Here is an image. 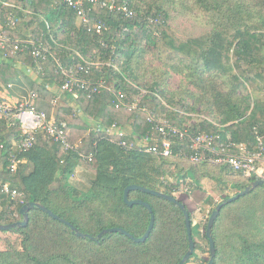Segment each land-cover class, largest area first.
Here are the masks:
<instances>
[{
    "label": "trees",
    "instance_id": "obj_1",
    "mask_svg": "<svg viewBox=\"0 0 264 264\" xmlns=\"http://www.w3.org/2000/svg\"><path fill=\"white\" fill-rule=\"evenodd\" d=\"M187 1L116 0L118 7L137 13L132 19L119 10L93 8L89 18L105 26L100 35L88 30L66 0H0V26L8 36L50 49L41 82L34 85L40 96L36 106L49 119L66 122L70 144L78 145L77 151H64L61 143L39 135L31 148L16 155L21 163L12 172L6 153L22 131L18 124L0 120V142L6 144V150L0 151V224L23 220L22 207L35 202L94 238L116 227L140 238L149 228L151 214L146 207L129 206L124 200L126 188L138 185L173 196L186 206L196 245L186 264H193L204 247L210 254L209 220L203 233L194 225L191 208L178 195L182 183L190 180L188 186L201 188L206 179L218 183L231 179L235 191L226 200L264 176L245 178L226 166L194 164L186 157L190 153L186 144L178 140H173L171 157L148 153L141 140L159 137L148 122L150 112L159 118L164 115L162 119L179 129L220 135L221 141L230 134L233 142L258 146V137L264 135V0H192L211 15L213 27L205 35L184 40L171 26V18L174 7ZM11 14L17 18L14 28L9 26ZM149 53L165 63L167 75L177 73L196 89L188 92V100L176 102L160 81L146 86L139 70ZM20 58L28 67H36L31 47ZM78 65L89 68L83 77L103 80L106 86L91 97L76 90L77 94L65 92L55 99V90L66 80L61 68ZM0 75L5 83L19 79L14 67L1 68ZM145 88L136 110L115 108L111 90L122 91L127 102L134 103ZM113 123L127 126L129 136H110L106 128ZM122 141L135 147L128 150L120 145ZM159 146L163 148L161 142ZM180 162L187 166L179 170ZM80 169L86 172L85 185L73 182ZM5 184L18 191L17 199L3 192ZM129 198L146 201L153 209L155 224L146 242L135 243L121 233L97 240L77 237L68 225L34 208L26 227L10 231L22 237L21 249L0 250V264H179L189 248L181 208L141 191L130 192ZM208 203L214 208L219 204L212 198ZM212 237L214 264H264V186L224 206Z\"/></svg>",
    "mask_w": 264,
    "mask_h": 264
},
{
    "label": "built area",
    "instance_id": "obj_2",
    "mask_svg": "<svg viewBox=\"0 0 264 264\" xmlns=\"http://www.w3.org/2000/svg\"><path fill=\"white\" fill-rule=\"evenodd\" d=\"M66 3L77 11L79 18L88 26L90 32L100 35L105 26L100 21H91L89 13L93 8L107 9L110 12L119 10L129 19L137 16V13L127 7H118L116 0H66ZM8 21L11 28L17 26V18L14 14L9 15ZM29 47H31V53L36 67L26 66L28 72L35 70L38 75H43L44 70L42 64L51 55L50 49L33 40H14L7 35L5 28L0 26L1 61H11L21 54H24ZM91 65L99 66L101 63L92 62ZM61 72L66 77V80L61 86V89L59 88L55 99L60 98L65 92L77 94L76 90L91 97L99 93L101 88L106 86L103 80L94 82L83 77L82 74H89L90 72L89 68L85 65L72 66L68 70L61 68ZM12 87V84H8L5 90L9 92ZM111 91L115 97L114 106L116 109L136 110L138 108L141 100L139 103H129L127 102L128 97L125 93L122 91ZM39 97L38 91L33 90L21 100L12 102L2 97L0 92V120H5L9 124H18L22 131L21 138L14 142L12 151L6 153L8 154L9 170L12 172H15L21 163L16 155L19 152L31 148L39 135L61 143L64 151L78 150V145L73 146L68 140V124L64 121L60 123L51 120L46 113L37 109L36 104ZM143 111L147 112L145 108H143ZM148 113V122L154 125V129L157 131L159 137H147L141 140V146L146 152L163 157H171L173 155V140H178L186 144V149L190 152L186 157L194 164L208 162L216 166H226L230 172L241 174L245 178L262 175L260 172V164L264 162V135L258 137L257 147L244 143L239 144L233 142L231 139L221 141L220 135L201 132L193 133L189 128L179 129L172 126L167 120L159 118L156 114ZM106 132L110 136L116 135L120 138L129 136V133L117 123H113L110 127L106 128ZM186 140H189V142L185 143ZM150 142H155V144L149 146ZM160 142L163 146L162 149L159 146ZM120 145L128 150L135 147L134 143H128L127 141L120 142ZM3 150H6V144L0 142V151ZM3 192L11 200H15L19 196L18 191L12 189L9 184L3 185Z\"/></svg>",
    "mask_w": 264,
    "mask_h": 264
},
{
    "label": "rangeland",
    "instance_id": "obj_3",
    "mask_svg": "<svg viewBox=\"0 0 264 264\" xmlns=\"http://www.w3.org/2000/svg\"><path fill=\"white\" fill-rule=\"evenodd\" d=\"M174 9L175 11H173L171 18V26L178 36L184 40L205 35L213 27L211 15L202 11L201 8L195 5L192 0H188L185 5L178 4L174 7ZM144 62L145 63L142 64V67L144 68L140 69L139 72L140 74L144 75L146 81L145 84L147 87L152 82H162L164 88L169 90L171 98L176 102L181 99L188 100V92L190 93V91H196V89L187 81H185L181 75L174 72H170V74L167 75L165 63L161 59L157 58L155 54L149 53L147 55V60H144ZM146 89L148 88L143 89L142 94L137 97L134 103H139L142 97H144L146 94ZM6 96L10 100L17 102V99L13 98L10 92ZM165 102L167 103V101ZM192 115L194 116L195 114ZM163 116L164 115H161L162 118H164ZM194 119H197V117ZM192 122L194 121L192 120ZM123 128L126 130V132L129 131L127 126H123ZM184 162L189 163L188 161ZM185 163L180 162L181 167L179 170L187 166ZM213 171L216 173V169H213ZM85 174L86 172H84L82 169L78 170L76 176L73 178V182L76 184L85 185V179L82 177V175ZM173 182H175V180H173ZM187 182L182 183L178 195L182 200L188 203L193 212V223L194 225H199L200 231L203 233L204 226L211 217V210L215 206L209 204L208 200L212 198L215 204L224 201V198L227 195L234 193L235 190L233 186H231L234 181L230 179V182L218 183L217 180L206 179L202 182L201 188H192L188 186ZM21 241L22 237L16 233L0 231V250H19L21 249ZM196 254L197 255L193 261V264H207L206 260H208L210 255L209 249L207 247H204L202 251H198Z\"/></svg>",
    "mask_w": 264,
    "mask_h": 264
},
{
    "label": "water",
    "instance_id": "obj_4",
    "mask_svg": "<svg viewBox=\"0 0 264 264\" xmlns=\"http://www.w3.org/2000/svg\"><path fill=\"white\" fill-rule=\"evenodd\" d=\"M259 186H264V179L257 180V181L250 183V185L245 190H243L240 193H238L237 195L219 203L217 205V207L215 208V210L213 211V213H212V215L208 221L207 231H206L207 237H208L209 242H210V255H211L208 264H214V261H215L216 247H215V242H214L213 237H212V228L214 226L215 221L219 217L222 208L224 206H226L227 204L235 202L236 200L240 199L241 197H244V196L250 194L254 189H256ZM132 191H141V192H144L147 194H151L154 196H159V197L165 198V199L177 204L181 208V210L183 211V213L185 215L186 228H187L188 240H189V248H188L186 254L184 255L183 259L180 261L179 264H186L189 261V259L191 258V256L193 255V253L195 252V246H196L194 239H193L192 223H191L190 215H189V212H188L186 206L183 203H181L177 198H175L173 196L166 195L162 192L147 189V188H144V187L138 186V185H130L129 187L126 188L125 194H124V200H125L126 204H128L129 206L142 205V206L146 207L151 214V221H150L149 228H148L147 232L140 238H136V237L132 236L126 230H124L122 228H117V227L105 229L98 235L97 238H94L90 234H85V233L81 232L78 228H76L70 222L60 218L58 215L53 213L46 206L39 204V203H35V202L26 204L25 206L22 207L20 212L23 216V220L16 222V223H13V224H8V225L0 224V231L10 232V231L15 230V229L26 227L29 223V220H30L29 219V212L31 211V209L38 208L41 211H44L47 214H49L55 220H59V221L65 223L66 225H68L77 237L97 240V239H100L103 235H106L109 233H121V234H124V235L128 236L129 238H131L135 243H144V242H146V240L148 239V237L151 234V231L154 228L155 215H154V212H153L151 205L148 202L140 200V199L131 200L129 198V194Z\"/></svg>",
    "mask_w": 264,
    "mask_h": 264
},
{
    "label": "crops",
    "instance_id": "obj_5",
    "mask_svg": "<svg viewBox=\"0 0 264 264\" xmlns=\"http://www.w3.org/2000/svg\"><path fill=\"white\" fill-rule=\"evenodd\" d=\"M20 56L12 59L11 61H7V62H3L0 59V69L5 66L14 67L15 69L18 70V73H19V79L17 81H12L8 83H5L2 80V76L0 75V92H1L2 97L8 100L10 99L7 98L6 95H8L9 92L13 96V98H16L17 101H19L22 98H24L30 91L36 90L34 88V85L41 82V79H40L41 77L35 72V70H33L32 72H28V69L26 68L27 65H25V63L21 60ZM8 84L13 85L12 89H10L9 92L5 90ZM58 91L59 89L55 90V92H58ZM11 101L15 102L14 100H11ZM227 136H228V139H231L230 134H228ZM260 168H261L260 172L262 173L261 176H264V162L260 164Z\"/></svg>",
    "mask_w": 264,
    "mask_h": 264
}]
</instances>
